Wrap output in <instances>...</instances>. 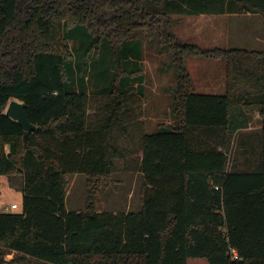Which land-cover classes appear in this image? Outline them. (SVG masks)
<instances>
[{
  "label": "trees",
  "instance_id": "obj_1",
  "mask_svg": "<svg viewBox=\"0 0 264 264\" xmlns=\"http://www.w3.org/2000/svg\"><path fill=\"white\" fill-rule=\"evenodd\" d=\"M198 14L261 15L264 39V0H0V174L23 192L22 212H0V264H264V49L183 42L172 16ZM141 38L169 53L173 124H137L132 137ZM70 40L83 46L76 65ZM99 55L110 73L90 95ZM186 57L223 60L225 94L193 92ZM92 95L106 96L94 114ZM11 99L36 126L25 139L5 115ZM118 133L138 138L141 208L98 212V190L126 156ZM75 173L85 209L66 211Z\"/></svg>",
  "mask_w": 264,
  "mask_h": 264
},
{
  "label": "rangeland",
  "instance_id": "obj_2",
  "mask_svg": "<svg viewBox=\"0 0 264 264\" xmlns=\"http://www.w3.org/2000/svg\"><path fill=\"white\" fill-rule=\"evenodd\" d=\"M178 21L173 26L174 31L183 39L185 37L187 41L190 40V43L199 44L204 48L239 47L257 51L264 49L263 19L261 15H243L242 17H229L219 14H214L211 17L196 15L179 17ZM227 22L226 33L221 35ZM208 38L210 42L207 41ZM140 40V66L144 77L142 84L143 95L135 98V104L140 105V112L143 116L127 125L132 137L139 136L136 130L137 124L141 125L145 133L159 130L160 124H173L170 111L173 104V91L176 89V80L173 71L170 69L169 53L167 51L160 52L159 41L157 40L149 41L146 38H141ZM69 47L73 52L76 65V62L82 59L83 46L79 40H70ZM94 57L95 55L92 53L86 55V58L92 62H94ZM105 58L108 57L99 55L97 58L98 63L93 65L92 68L91 66L89 67L90 71L87 73L85 85L90 95L95 89L103 86L109 76L110 70L106 73L107 64L104 61ZM186 64L190 74L194 77L195 93L214 95L224 93V81L222 82L223 78L220 76V71L223 73L224 69L223 60L209 61L199 59V57H187ZM202 73H205V76L200 75ZM105 100L106 96L97 98V96L92 95L89 113L94 114L96 107ZM260 117V114L256 111L252 119L257 120ZM116 138H118L120 147L126 156L113 160L116 171L111 173L106 184H101L95 207L100 211H118L124 208L130 211H137L141 208L140 184L142 177L139 172L130 168L138 158V138H124L119 133L116 134ZM5 150L8 151V145L5 146ZM68 178L69 185L65 199V209L66 211L84 210L86 176L83 173H75L69 174ZM17 179L19 178L17 177ZM11 204H16V207L10 208ZM5 205L9 209L4 210L3 207ZM22 209L23 192L19 187V182L11 185L6 174H0V212L20 213ZM11 257L12 254L5 255L6 259ZM186 264L205 263L202 258H188Z\"/></svg>",
  "mask_w": 264,
  "mask_h": 264
},
{
  "label": "water",
  "instance_id": "obj_3",
  "mask_svg": "<svg viewBox=\"0 0 264 264\" xmlns=\"http://www.w3.org/2000/svg\"><path fill=\"white\" fill-rule=\"evenodd\" d=\"M5 115L16 120L18 124L23 128L24 139L29 132L36 129V126L32 124L27 116L24 109V103L17 99H11L5 109Z\"/></svg>",
  "mask_w": 264,
  "mask_h": 264
},
{
  "label": "crops",
  "instance_id": "obj_4",
  "mask_svg": "<svg viewBox=\"0 0 264 264\" xmlns=\"http://www.w3.org/2000/svg\"><path fill=\"white\" fill-rule=\"evenodd\" d=\"M212 15H214V14H198L197 16H201V17H205V16H209V17H211ZM219 15H226V14H219ZM183 16H196V15H173L172 17L173 18H176V17H183ZM226 16H229V17H231L230 15H226ZM228 18V17H227ZM228 20V19H227ZM177 22H179V21H177ZM226 24V26L224 27V33L223 32H221V35H225V33H226V28H227V26H228V22L227 23H225ZM174 25H176V22L173 24V26ZM172 26V31L174 32V34L175 35H177L183 42H186V43H190L189 41H187L186 39H185V37H184V39L180 36V35H178L175 31H174V27ZM204 41V40H203ZM208 42H210V39L208 38V40H207ZM202 42V41H201ZM205 42V41H204ZM192 44H195V45H197V46H199V47H202L201 45H199V44H196V43H192ZM202 48H204V47H202ZM206 48V47H205ZM187 58V57H186ZM186 58H185V66H186V69H187V71H188V73L190 74V72H189V69H188V67H187V64H186ZM191 58H194V57H191ZM196 58V57H195ZM200 59V58H199ZM202 59V58H201ZM203 60H207V59H203ZM209 61H211V60H216V59H208ZM217 60H219V59H217ZM222 67V66H221ZM222 69H223V67H222ZM160 70H161V68H160ZM200 75H202V76H205V73H202V74H200ZM209 75H211V74H209ZM220 76H222V78H223V80H222V82L224 81V93L223 94H225V63H224V69H223V73L220 71ZM190 77H191V80H192V83H193V86H194V90H193V92H195V83H194V77L192 76V74H190ZM203 84V83H202ZM205 84H208V83H205ZM204 84V86L205 87H207V85H205ZM223 94H221V95H223ZM249 127L251 128V127H253V126H251V125H249ZM97 211L99 212L100 210L99 209H97Z\"/></svg>",
  "mask_w": 264,
  "mask_h": 264
},
{
  "label": "built area",
  "instance_id": "obj_5",
  "mask_svg": "<svg viewBox=\"0 0 264 264\" xmlns=\"http://www.w3.org/2000/svg\"><path fill=\"white\" fill-rule=\"evenodd\" d=\"M15 207H16V204H11V205H10V208H15ZM3 208H4V210L9 209V207L6 206V205H5Z\"/></svg>",
  "mask_w": 264,
  "mask_h": 264
}]
</instances>
